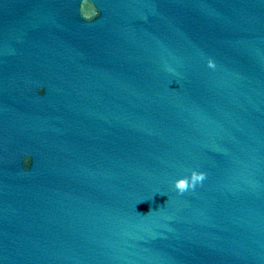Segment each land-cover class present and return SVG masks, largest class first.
Wrapping results in <instances>:
<instances>
[{
	"label": "water",
	"instance_id": "95a60500",
	"mask_svg": "<svg viewBox=\"0 0 264 264\" xmlns=\"http://www.w3.org/2000/svg\"><path fill=\"white\" fill-rule=\"evenodd\" d=\"M0 264H264V0H0Z\"/></svg>",
	"mask_w": 264,
	"mask_h": 264
},
{
	"label": "clouds",
	"instance_id": "9594fccd",
	"mask_svg": "<svg viewBox=\"0 0 264 264\" xmlns=\"http://www.w3.org/2000/svg\"><path fill=\"white\" fill-rule=\"evenodd\" d=\"M200 179H202V176L193 175V177H192V180H193V181H198V180H200ZM175 185H176V187H177L179 190H181V191H183V190H185L187 187L191 186V185L186 181L185 178L177 179V180L175 181Z\"/></svg>",
	"mask_w": 264,
	"mask_h": 264
}]
</instances>
